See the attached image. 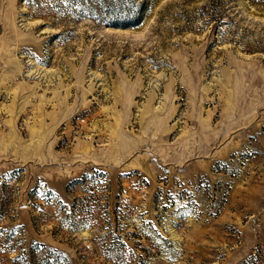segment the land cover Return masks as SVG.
Masks as SVG:
<instances>
[{
	"label": "rangeland",
	"instance_id": "rangeland-1",
	"mask_svg": "<svg viewBox=\"0 0 264 264\" xmlns=\"http://www.w3.org/2000/svg\"><path fill=\"white\" fill-rule=\"evenodd\" d=\"M0 264H264V0H0Z\"/></svg>",
	"mask_w": 264,
	"mask_h": 264
},
{
	"label": "trees",
	"instance_id": "trees-1",
	"mask_svg": "<svg viewBox=\"0 0 264 264\" xmlns=\"http://www.w3.org/2000/svg\"><path fill=\"white\" fill-rule=\"evenodd\" d=\"M136 16H132V17H129L127 20L126 19H121L119 21H121V25H124V26H129V25H133L137 22L136 20Z\"/></svg>",
	"mask_w": 264,
	"mask_h": 264
}]
</instances>
